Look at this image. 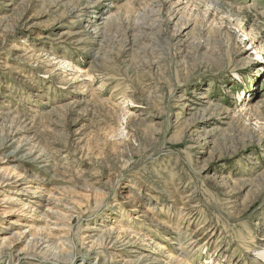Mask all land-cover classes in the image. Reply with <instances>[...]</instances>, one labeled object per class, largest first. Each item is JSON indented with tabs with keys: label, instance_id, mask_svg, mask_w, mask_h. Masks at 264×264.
I'll return each instance as SVG.
<instances>
[{
	"label": "rangeland",
	"instance_id": "374dc122",
	"mask_svg": "<svg viewBox=\"0 0 264 264\" xmlns=\"http://www.w3.org/2000/svg\"><path fill=\"white\" fill-rule=\"evenodd\" d=\"M218 1L0 0V264H264V0Z\"/></svg>",
	"mask_w": 264,
	"mask_h": 264
},
{
	"label": "bare ground",
	"instance_id": "6f19581e",
	"mask_svg": "<svg viewBox=\"0 0 264 264\" xmlns=\"http://www.w3.org/2000/svg\"><path fill=\"white\" fill-rule=\"evenodd\" d=\"M200 4L204 5V7H206V9L210 12V11H216L217 9L216 8H220V5L221 3L218 1V0H199ZM238 23V22H237ZM235 24V23H234ZM99 25V24H98ZM97 25V26H98ZM240 26L241 28V32H244V28L241 26V25H238ZM251 33V30L245 32L244 34L246 36H248L249 34ZM257 40V39H256ZM258 43V48L257 50H260L258 51L259 53L261 52V49H262V41L261 40H257L256 41ZM260 45V46H259ZM65 60H61L58 64L60 65H63L64 67V72H66V69H68L67 66H65ZM72 69V68H71ZM2 142V141H1ZM12 142V139H9V140H5V142H3L2 144H0V152L3 151V149L7 148L9 143ZM4 152V151H3ZM8 157L10 158H14L15 161H22L23 159H18L17 158V154L16 152H11ZM10 161V160H9ZM24 162V161H23ZM21 176V174H20ZM6 181V180H5ZM15 222L11 223L9 226L12 227V225H14ZM7 232L9 231V229L6 230ZM23 237V236H22ZM20 239V236L19 234L14 230V229H10V232L9 233H5L3 234L1 237H0V241H4V242H8V241H13L14 239ZM14 243V242H13ZM259 257L264 259V251H262L260 254H259Z\"/></svg>",
	"mask_w": 264,
	"mask_h": 264
}]
</instances>
